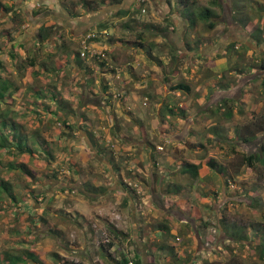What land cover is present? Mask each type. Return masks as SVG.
Listing matches in <instances>:
<instances>
[{"label":"crops","instance_id":"1","mask_svg":"<svg viewBox=\"0 0 264 264\" xmlns=\"http://www.w3.org/2000/svg\"><path fill=\"white\" fill-rule=\"evenodd\" d=\"M65 1L68 2L47 0L45 16L48 13L51 15L57 12L61 20H57L56 23L64 24L67 31L73 34L74 42L77 43L85 33L92 31L99 33L95 34L98 37L93 40L107 54V59L98 66H105L104 73L93 68L91 61L85 60L84 64L88 67L86 71L84 66L77 65L73 49L60 46L63 59L58 61L62 64L63 76L67 78L70 72L74 73L68 80L59 81L58 87L62 89L63 98L75 99L74 115H79V107L84 108L83 98L79 96L80 88L92 86L94 96L98 99V103H87L92 106V112L96 108L97 119L89 117L90 120L86 118L87 123L82 121V126L87 124V127L82 129L91 132V138L97 145L93 146L89 142L90 137L80 131L82 135L74 134V140L69 143L75 144L72 147L75 151L82 150L85 145L90 151L86 150L87 153L85 152L84 155L67 152L65 159L75 165L79 161L78 158L83 156L82 162L96 157L98 161L103 162L104 167L100 163L95 166V172L100 177L99 180L95 178L93 181L90 178L91 182L87 177L88 171L86 172L84 164L83 167L79 166L82 172L76 166L73 174L76 177L74 181L77 183L72 184L73 188L67 187L66 180H59L60 184L55 186L58 187L57 189L49 190L48 187L46 202L49 204L53 195L58 196L57 193L62 196L64 193L77 191L78 196L72 197L74 204L60 208L63 213H70L73 209L81 217H94L99 227L105 226L115 241L122 242L124 247L129 245V251L135 259H140L142 264H149L150 254L148 253L151 252L147 245L152 241L157 242L158 245L150 248L157 251L161 261L170 255L169 252L164 251L166 247L173 248L177 256L182 259L187 255L190 256L189 253L192 251L190 247L193 244L180 243L183 238L191 237L190 232L185 234V229L188 225L191 227L193 225L185 219H180L179 222L183 224L178 225L175 221H173L174 224L159 221L156 223V219H160L163 212L165 219H172L170 214L165 213L171 208L164 211L162 207L186 209L182 205L178 206V203L181 204V200L183 201L179 197L182 190L194 195L197 192V185L204 187L202 175L208 173L213 182L220 184V188H226V178L230 176L228 166L221 162L216 163V160L212 161L209 158L215 164L214 167H210L206 159L209 156L203 157L207 146L222 149L225 142L229 140L240 148L243 137L253 140L250 142L253 145H259L261 141L258 143V140H264V133L259 134L261 131L247 135L242 130L243 125L249 122L253 123V126H257L258 121L261 124L264 122L263 90L256 89L251 95H245L248 103L235 102V106L229 104L227 110L222 105V101L216 106L215 103L208 104L214 101L207 100V97H213L216 94L230 99L229 92L232 89L229 88L232 82L228 79L229 84H224L213 78L221 79L222 75L226 74L234 79L237 75L235 71H228L231 63L235 61V56L230 55L229 59L226 45L239 40L242 28L231 22L229 29L224 30L223 21L216 16V14L221 15L220 0L209 3L214 9L212 16L214 25L211 28L206 27L207 20H201L194 14L197 12L195 0H148L146 12H139L143 14L139 18L131 14L136 6L134 0L92 2L87 0L86 5H84L86 0ZM69 5L73 6L75 11ZM121 9L128 10L129 13L125 15L119 13ZM51 22L55 23V21ZM157 24L168 28L165 31L164 29L157 31L154 26L151 27ZM100 32L105 34L100 36ZM50 36L51 32L47 38ZM90 71L91 73H88ZM94 72H97L98 76L103 75L102 80L105 83L102 84L108 85L107 87L96 85L97 88H94L93 83H86L88 76H95ZM212 73L218 74L211 77ZM97 75L95 80H99ZM73 80V92H70L67 86L70 88L69 81ZM178 83H186L189 91L175 89L174 86ZM141 97L143 106L149 108L143 113L145 118L140 116L137 106ZM229 102L230 100L227 103ZM220 113L222 116L225 115L219 118L222 120L221 123L218 122L217 117ZM231 119L234 122L231 127L232 132L225 129ZM67 138L64 136L63 140ZM165 140L169 142L166 143ZM100 142H107L111 146L110 152L113 151L111 155H115L114 159L104 155ZM164 142L167 145H163ZM157 146H162L163 149L158 150ZM92 148L96 153H91ZM196 154L202 158H197ZM20 161L28 165L31 159L24 154L20 156ZM189 163L198 165L196 173L191 170L192 167L187 166ZM85 165L88 166L86 163ZM70 172L66 171L67 175ZM189 185H193L190 186L191 189ZM58 206L61 207L60 204ZM197 209L195 205L186 209L191 217L197 216L194 222L200 220ZM148 212H151L154 218L146 219L144 215ZM44 216L46 221L43 223H49L47 214ZM81 228L85 229V226ZM54 229L61 232L60 236L68 230L62 224ZM177 229L183 233L182 237L176 235ZM195 234L197 237V232ZM177 238L180 239L179 242L176 241ZM88 240L85 235L80 243L82 245L78 247L80 257L86 256L91 263L94 250L87 248L90 250L88 252L85 248ZM185 247H188L187 253L183 252ZM32 248L37 250L35 246ZM195 252L199 254L200 251L196 249ZM195 260H197L196 264H199V258L196 257ZM101 264L118 263L110 260L109 256H104Z\"/></svg>","mask_w":264,"mask_h":264},{"label":"rangeland","instance_id":"2","mask_svg":"<svg viewBox=\"0 0 264 264\" xmlns=\"http://www.w3.org/2000/svg\"><path fill=\"white\" fill-rule=\"evenodd\" d=\"M92 1L95 0H90L89 2ZM220 1L219 13L221 15L215 14L223 21L225 26L224 30L229 29L231 22L242 28L241 37L239 36L238 38L239 40L233 43L227 42L228 44L226 45L229 59L230 55L235 56V61L231 63L228 71H235L237 75L234 79L226 74L222 75L221 79L213 78L221 81V83L224 82V84H229V80L232 82L231 88H229L232 89L229 92V95H231L230 102L227 103L228 105L222 103L225 110H227L229 104L235 106V102H239L240 104L248 103L249 101L245 98V95H251L256 89H260V91L263 90L264 92V69L262 68L264 64V0ZM67 2L68 1L62 0V3ZM212 2L213 0H195L196 11L198 12L205 7H211L209 3ZM46 3L47 0H0V64L2 62L3 65L2 69L0 67V73L3 74L6 80L14 86H17V90L13 92L15 98L12 99V103L8 106V110L1 113L2 116H6L11 107L17 108L14 113L21 111L25 112L27 108L33 107L32 97L36 92L39 93L37 88L43 89V96H47L48 94L51 95L50 92L55 91L57 101L59 98L63 100L62 89L58 87V82L66 81L69 77L73 76L72 74L74 72H70L71 74L67 78L64 77L61 72L62 64L58 61L63 59L60 46H67L68 49L71 48L76 53V51H79V42H74L73 34L67 31V27L64 26V24L58 25L56 23L57 20H61L57 12L51 15L48 13V15L45 16ZM6 6H8V9H5ZM10 6L11 8H9ZM70 7L73 8V6ZM134 7L138 9V7ZM211 8L213 9V7ZM132 15L139 18L143 14L134 13ZM51 21H55V23ZM49 23H51V25H47ZM39 26L42 27L44 32H51V36L49 38L46 37L42 42H39ZM32 55H35L36 62L34 66H29L26 64L25 59ZM89 61H91L90 64H93V68L97 69L100 73H104L103 68H105V66L98 67L100 65L98 60ZM94 73L97 74V72ZM214 74L217 75L218 73H212L211 77H213ZM101 76L103 78V75ZM102 81L103 80H101V82ZM101 82L98 79H94V88H97L96 85L105 83L104 81ZM86 83H91V81L86 80ZM221 83H219L220 87ZM54 84H56V87L53 86ZM69 84L71 87L69 88L67 86V89L73 92L74 80L69 81ZM87 91L88 90H84L83 87L80 88L79 96L81 95L83 98L82 106H84V108L79 107V115L69 114L68 119L70 126H72L71 131L69 128H65V133L62 134L61 131L63 129H60L61 126L58 123L57 126L60 128H56L54 117L43 115L40 112V115H30L34 121L33 123L26 121L22 116L19 117V120L24 122H20L22 123L21 126L28 133H33L36 129L38 130V128L43 132V137L48 141V147L52 151L51 156H48L47 160L41 158L35 162H28V166L34 170L33 177L29 178L31 180L25 179L18 170L14 169H11L9 173L8 170L2 173L3 178L9 180L13 184V192L19 197H26L25 202L30 205L29 209L31 210L28 211L25 206H18L17 209L11 211L10 208L12 207L6 208V206L0 202V208L4 209L0 211L1 262L6 261V254L8 255L13 252L21 253L24 249L34 246L40 254L39 257L41 262H31V264H101L104 256H109L110 260L116 262L120 260L123 255L127 256L128 259H135L129 251V245L124 247L122 242L115 241L111 233H108L109 231L105 226L102 228L99 227L98 221L95 220L94 217H81L76 211H73V209L70 213H63L60 208L74 204L72 203V197L73 195L78 196L76 193L77 191L75 193L67 192L62 196L57 193L58 196L56 197L53 195L49 204L46 202L48 191L57 189L58 187L55 186H57L60 181L66 180L67 187L71 186L73 188V185L77 183V181H74L76 177L73 174L76 166L81 170L80 167H83L82 165L84 164L86 172L88 171L87 177H89V180L91 181L90 178H92V181L95 178L99 180L98 178L100 175L95 172V166L98 163L102 165L103 162L100 160L98 161L96 157L87 162H82L83 156L82 158H78L79 161L75 163V165L71 161L65 159L67 156L65 153L67 152L70 154L77 152L84 155L86 150H89L85 145V148L82 150L78 149L75 151V149L72 148L74 143H69L71 140H74V134L77 133L80 136L84 134L83 131L81 134L80 131L78 132L73 129V124L75 125V123H78L81 127L82 121L87 123L86 118L89 119L90 117L91 119H97L96 108L94 109L95 111L92 112V106L87 105V103H98V99L94 96L95 93H90L89 91L88 93ZM209 91L211 92L212 90ZM34 98L33 101L35 100ZM44 99L45 100L37 101V106L55 105V103L48 98ZM223 99V95L219 94L213 97H207V100L214 101L208 104L211 105L215 103L216 106H218L219 102ZM71 102L72 104L76 103L75 99L71 100ZM8 104L9 103L0 104V107L2 105V108H6L5 105ZM137 106L139 107L140 116L145 118L146 116H143V113L149 108L143 106L142 97L137 103ZM224 116V114L222 116V113H220L217 115L218 120L220 117ZM80 120L81 123H79ZM144 121L146 120L144 119ZM218 122L221 123L222 120ZM258 122L257 126H253V123L250 122L244 124L242 130H244L247 135L253 132L258 133V131H261L259 134L264 133V128H262L264 122H262V124ZM47 124H49V127H46ZM232 125H234V122L231 119L225 129H229V131L232 132ZM84 127H87V124H84ZM65 134L68 135L69 139L63 140V137L66 136ZM259 141L262 142V139L258 140V142ZM225 143L222 149L216 147L210 148L207 146L203 157L206 158L209 156L206 158L208 159L207 163L211 159L212 161L216 160V163L221 162L228 166L230 176H228V179L226 178L228 180V184L225 185L226 188H220V184L218 185L217 182H213L211 177L208 176L209 173H206L207 175H202V181L205 182L203 188L197 185V192L194 195L189 191L184 192L182 190L179 196L183 201L181 200V204L178 203V206L182 205L184 208L188 209L192 205H195V207L198 208L197 211L199 212L198 216L200 220L194 222L197 216L193 215L191 217L186 209L164 206L165 208L162 207L164 211L171 208L165 213L170 214L172 219H165L163 212L161 218L156 219V223L158 221L160 223H173V221H175L178 225L183 224L179 222L180 219H185L190 225H193V227H191L187 224L189 227L187 226L185 229V234L190 232V239L187 237L183 238V241L180 243L182 245L193 244V246L190 247L192 250L189 253L190 256L187 255L183 257V259L180 258L181 260H186L189 257V262H186L188 264H196V257L200 260V262H198L199 264H264V167L260 162H257L252 168L247 167L243 163V154L256 151L258 145L242 143V146L238 148L233 141L230 142V144H228V141ZM101 144L102 151L105 153L104 155L110 159H114L115 155H111L113 151L110 152V150H112L111 146L107 142H100L99 145ZM163 145L167 144L164 142ZM240 149L241 151H239ZM91 153H96L94 148H92ZM195 156H198V154ZM74 157L75 156H73V158ZM197 158L202 157L198 156ZM122 162L123 161H121V163ZM85 163L88 164V166L85 165ZM103 165L102 167H104ZM156 166L158 165L156 164ZM68 170L71 171L69 175L66 173ZM104 179H106V177H104ZM187 180L190 181L188 178ZM31 185H34L33 193L27 190ZM84 186L85 185H83V187ZM190 186L193 185H189V187ZM83 187L82 190H84ZM72 188H70V190ZM79 189H81L80 185ZM216 190H218V192ZM59 204L61 207L58 206ZM54 213L57 214L55 215ZM44 214H47L49 223H43L41 217L44 216ZM50 214H52V216H50ZM144 216L146 219L154 218L151 212H148ZM191 222L193 223L191 224ZM61 224L65 225L68 229L63 236L55 235L50 231ZM83 226H85V229L81 228ZM235 231L237 232L236 236L244 232L246 238L244 237L241 241L230 238L229 234ZM196 232L197 237L195 234ZM84 234L89 239L88 244L85 243V248H92L94 250L92 256L93 261H91V263L88 262L89 260L86 256L80 257L79 253L78 246L82 245L80 243L85 236ZM176 235L182 237L183 233L177 229ZM178 240L180 239L177 238L176 241L179 242ZM153 245H158V243L155 241L148 242L147 247L149 252H151L148 254L154 258V264H174V255H177V252L175 253L173 248L166 247V249H164V251L166 253L169 252L170 255L169 257L163 258V262L159 259L157 251L150 248ZM196 249L200 251L199 254H196ZM87 250L90 252L89 249ZM183 252L187 253L188 247H185ZM191 260L194 262L192 263ZM17 264H22V262H18Z\"/></svg>","mask_w":264,"mask_h":264},{"label":"trees","instance_id":"3","mask_svg":"<svg viewBox=\"0 0 264 264\" xmlns=\"http://www.w3.org/2000/svg\"><path fill=\"white\" fill-rule=\"evenodd\" d=\"M214 1L216 2V0ZM86 4H87V0L84 1V5ZM9 8H11V6ZM5 9H8V6H6ZM119 13L128 14L129 11L121 9ZM134 13L138 14L139 8L138 9L134 8L131 14H134ZM194 14L197 16V18L204 20V21L206 20L208 21L206 24V27H209V28L213 27L214 23L212 21V16L214 15V10L211 7L202 8L200 11L194 12ZM152 26H154V28L157 31H163V29L165 31L168 28L167 26H160L159 24L151 25V27ZM48 34H49L48 31L44 32L42 27H40L38 31L39 42H42L47 37ZM74 56L76 57L75 59H76L77 65L80 67L84 66V68L87 71L88 67L84 64L85 59L80 57L78 51H76V53L74 51ZM25 61H26V64H28L29 66H34L36 62V57L35 55L29 56L25 59ZM0 67L2 69L3 67L2 62L0 64ZM262 68L264 69V64L262 65ZM88 73H91V71ZM97 74H95V76L94 75L88 76L89 77L88 80L91 81V83H93ZM97 77L99 78L101 82L102 76L97 75ZM53 86L56 87V84H54ZM105 87H107V85H103V88ZM92 88H93L92 86H89V87L86 86L84 90L87 89L90 93H94ZM174 88L189 91V86L186 83H178L174 86ZM16 90H17V86H14L12 83L6 80L3 74L0 73V104L9 103L8 105H5L6 108H2V105L0 107V109L2 110V111L0 110V202L3 203L6 206V208L12 207L10 208L11 211L17 209L18 206H25L27 210L30 211L31 210L29 209L30 205L27 202H25L26 197L17 196L13 192V189H14L13 184L9 180L3 178L2 173H5L7 170L9 173L11 169H14V170H18V172L22 174L25 179L31 180L29 178L33 177L34 171L28 167L26 162L20 161V156L25 154L27 155L28 158L31 159V161L39 160L41 158L47 160L48 156H51L52 150L48 147L49 146L48 141L45 139V137H43V132L39 128L38 130L35 128L36 130L33 133H28L21 126L22 123L24 122L20 121L19 117L22 116L26 121L33 123L34 121L30 117L31 114L35 115V114H39L40 112L43 115L45 114L48 116H52L54 117L55 125L57 126V123H58L61 126V128L59 126H57L56 128L63 129L61 131V133L63 134L65 133V128H69V130L71 131L72 126H70L68 118H69V114L73 115L75 114L76 111H74L71 99L63 98V100H60L59 98V100L57 101L56 99L57 96L55 94V91L50 92L51 95L48 94L47 96H43L44 95L43 89L37 88L39 93L36 92L35 95L32 97L33 107L27 108L25 112L21 111V112H16V113L14 112L17 108L11 107L10 110L8 111V114L6 116H2L1 113H3V111L5 112L6 110H8V106L12 103V99L15 98V95L13 94V92ZM33 98L35 99L34 101H33ZM44 98H48L50 101L55 103V105L53 106H44V105L39 106L38 105L37 106L36 102L39 100H45ZM229 100L230 99L228 98H224L221 103L226 105ZM79 103H80V99H79ZM63 109H65L66 111L64 112ZM171 113H174V112L171 111ZM48 125L49 124H47L46 127H49ZM82 127L84 126L80 127V124L78 123H75V125L73 124V129H75L78 132L83 131V133H85L86 135L90 137L89 142L93 146L97 145L95 144V140L91 138L92 136L91 132L86 129H82ZM65 137H68V135H66ZM242 141L244 144L245 143L250 144V142L253 140H250L249 137H243ZM228 142L230 141L228 140ZM257 148L258 149L254 152L243 154L244 155L243 163L247 167H253L255 166L257 162H260L262 166L264 167V140L258 145ZM208 165L210 167L215 166V164L211 160L208 161ZM187 166L192 167L191 170H194V173H196L198 165L189 163ZM226 184H228L227 179H226ZM33 189L34 188L31 186L27 188V190L30 193H33ZM2 209L3 208H0V211H2ZM41 219L44 222L46 221V218L44 216H42ZM50 231H52L55 235H60L61 233L59 230L57 229L55 230L54 228ZM244 234L245 233L243 232L239 236H236L237 232L235 231V232H231L229 234V237L233 238L236 241H241L242 239H244V237L246 238V235ZM174 258H175V262H173L174 264H185L186 262H189V257L186 260H181L180 257H178L177 255H174ZM5 259L6 261L1 262V258H0V264H17L18 262H22V264H31V262H41L38 251L33 249L32 247L24 249L21 253L13 252V253H9L8 255L6 254ZM128 260H129L128 257L123 255L121 259L116 262L118 264H127ZM132 260L134 264H142V262H140L141 261L140 259H132ZM148 260H149L148 262L149 264H154L153 257L149 256Z\"/></svg>","mask_w":264,"mask_h":264},{"label":"built area","instance_id":"4","mask_svg":"<svg viewBox=\"0 0 264 264\" xmlns=\"http://www.w3.org/2000/svg\"><path fill=\"white\" fill-rule=\"evenodd\" d=\"M136 6L139 8L140 12H146V4L148 0H134ZM97 33V32H96ZM95 31L85 33L79 40V55L84 58L86 61L89 60H98L99 62H103V60L107 59L106 51L103 48H100L93 39L98 37ZM99 34V33H97ZM105 34V32H100V36ZM168 143V140H165ZM158 150H162V146H157ZM69 171V170H68ZM67 171V172H68ZM133 260L129 259L127 264H134Z\"/></svg>","mask_w":264,"mask_h":264}]
</instances>
